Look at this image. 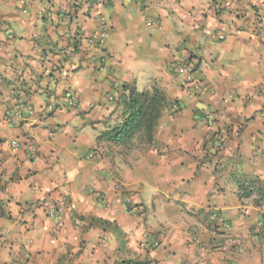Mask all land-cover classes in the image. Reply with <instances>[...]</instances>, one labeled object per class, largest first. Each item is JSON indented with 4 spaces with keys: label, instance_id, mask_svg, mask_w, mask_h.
I'll use <instances>...</instances> for the list:
<instances>
[{
    "label": "crops",
    "instance_id": "crops-1",
    "mask_svg": "<svg viewBox=\"0 0 264 264\" xmlns=\"http://www.w3.org/2000/svg\"><path fill=\"white\" fill-rule=\"evenodd\" d=\"M76 1L0 0V264H264V0ZM127 84L151 144L98 141Z\"/></svg>",
    "mask_w": 264,
    "mask_h": 264
},
{
    "label": "trees",
    "instance_id": "trees-1",
    "mask_svg": "<svg viewBox=\"0 0 264 264\" xmlns=\"http://www.w3.org/2000/svg\"><path fill=\"white\" fill-rule=\"evenodd\" d=\"M124 91L122 122L101 133L98 141L106 140L127 145L139 138L151 144L159 119L169 106L166 93L156 86L138 90L136 86L130 84L124 86ZM132 264H153V261L136 259Z\"/></svg>",
    "mask_w": 264,
    "mask_h": 264
},
{
    "label": "built area",
    "instance_id": "built-area-1",
    "mask_svg": "<svg viewBox=\"0 0 264 264\" xmlns=\"http://www.w3.org/2000/svg\"><path fill=\"white\" fill-rule=\"evenodd\" d=\"M81 1L82 0H77L76 2H81ZM101 25H102V27L100 29V32H98L96 34L97 36L92 35L89 39V41L92 44L96 43L98 45H101L105 41L106 29L104 27V25H105L104 20L101 21ZM220 37L222 38L223 35H220ZM178 72H180L186 76V82L187 83L192 84L193 86H197V88L199 87V85L196 83L195 78L193 77L194 72H195V68L191 64H186L184 66L182 65V66L178 67ZM75 100H76V93L70 94L69 101L73 104V103H75ZM172 108H173V112H175L177 110V105L174 104ZM9 113H10V116H13L16 114V116L19 118L22 115L21 112H14L13 111V113H12L10 111ZM222 142H224V137H222L220 140H218V145H221ZM11 145H12V147H18L19 141L17 139H13L11 141ZM36 152H37V149L35 148V146H33L31 149L32 155L36 156ZM44 206L46 207L47 213L49 216L60 218V214H61V210H62V204H59V203L48 204V203H46ZM210 218L213 221L215 227L221 228L223 233H226L224 241L219 242L217 244L218 250H220L222 252H227V253L231 252L233 250V248L235 247V245L237 244V239L235 238V236H233L232 234L229 233L228 224H227L225 218L217 212L211 213ZM254 231H255L256 235H258L260 237V239L262 241L263 249H264V223L258 222L254 227ZM155 244H157V243H155Z\"/></svg>",
    "mask_w": 264,
    "mask_h": 264
},
{
    "label": "rangeland",
    "instance_id": "rangeland-1",
    "mask_svg": "<svg viewBox=\"0 0 264 264\" xmlns=\"http://www.w3.org/2000/svg\"><path fill=\"white\" fill-rule=\"evenodd\" d=\"M142 90H144V89H142Z\"/></svg>",
    "mask_w": 264,
    "mask_h": 264
}]
</instances>
